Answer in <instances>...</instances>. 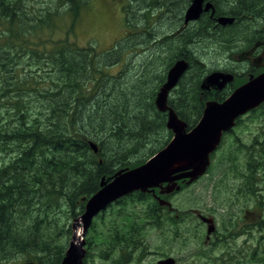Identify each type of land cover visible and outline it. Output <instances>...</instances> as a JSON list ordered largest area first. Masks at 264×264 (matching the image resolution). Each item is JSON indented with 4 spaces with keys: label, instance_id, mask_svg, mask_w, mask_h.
<instances>
[{
    "label": "trees",
    "instance_id": "obj_1",
    "mask_svg": "<svg viewBox=\"0 0 264 264\" xmlns=\"http://www.w3.org/2000/svg\"><path fill=\"white\" fill-rule=\"evenodd\" d=\"M50 1L55 3L35 12L31 4L26 5L28 0H0V264H60L71 239L72 222L84 211V199L99 189L101 178L143 163L169 142L172 132L166 126L167 111L156 107L155 98L178 59H185L188 67L170 90L167 104L187 129L197 123L206 101L224 100L245 81L233 65L234 54L242 50L241 41L228 52V69L209 67L196 43L220 40L230 44L244 36L248 48L264 39V0H231L230 6L228 0H210L213 16L204 12L187 24L182 16L191 0H124L123 34L108 49L98 50L92 44L78 45L69 37L89 0ZM62 11L73 19L64 38L40 39L41 31L49 28V22L51 27L53 17ZM218 15L233 16L234 21L222 26L214 19ZM152 58L156 60L153 78L146 84L147 69L140 62L153 64ZM117 64L119 69L110 72ZM250 66L252 74L264 70ZM133 69L130 74H138L126 88L125 80ZM214 69L235 74V80L221 90L202 89L203 78ZM139 79L145 85L149 119L136 124L135 116L133 128L139 130L132 131L124 120L128 110L134 109L126 107L113 132L101 139L104 129L100 127L99 134V129L88 125L87 114L94 109V115L102 113V107H107L102 105L117 102L123 95L121 102H130L127 96L139 91ZM139 96L144 98L145 93ZM249 112H258L263 136L264 102L245 114ZM243 115L236 118L233 129ZM127 127L130 130H124ZM233 129L223 133L202 175L216 166L213 158L223 137ZM111 138L115 140L110 154ZM263 138H255L249 146L247 184L251 186L264 170ZM234 156L227 152L221 165L228 169V159L233 161ZM202 175L192 181L177 180L179 188L169 192L136 190L115 200L94 216L83 264H106L111 258L113 264L128 261L135 250L143 248L140 232L183 218L184 210L173 206L169 197ZM128 200L148 203L129 212L123 208ZM91 244L103 248L91 252ZM113 247L119 255L110 257Z\"/></svg>",
    "mask_w": 264,
    "mask_h": 264
},
{
    "label": "rangeland",
    "instance_id": "obj_2",
    "mask_svg": "<svg viewBox=\"0 0 264 264\" xmlns=\"http://www.w3.org/2000/svg\"><path fill=\"white\" fill-rule=\"evenodd\" d=\"M123 2L124 0H89L88 4L84 8H81L80 15L74 21V28L69 36L71 37L70 39H73L78 45L86 46L92 44L98 50L108 49L123 34V14L121 10ZM27 3L28 8L29 4H31L30 10L36 12L42 7L46 8L47 4L53 5L55 2L50 0H28ZM228 3L226 5H232L231 0H228ZM53 18L52 26L50 27L49 22V28L44 29L38 35L40 39L46 40L47 42L50 39L64 38L66 30L70 27L73 20L72 16L66 11L60 12L57 17L54 16ZM2 28L3 26H0V29ZM31 39L36 40L33 36ZM243 40H246L244 36H241L240 39L230 44L220 42V40H216L213 44L208 43V45L206 43L204 45L196 43L195 48L198 49L202 60L209 67L228 69L231 66V59L228 52L240 41L242 49L245 48L247 45H244L246 43ZM152 59L154 60V58ZM152 62L153 64H150L149 61L146 63L145 60L140 62V65L143 63V68L147 69L145 78H143L146 84L150 82L152 69L155 67L156 60ZM262 63L264 64V60ZM233 65L234 69H238V71L247 68L246 63H234ZM119 67V64L112 68L109 67V71L115 72ZM247 70L249 71H239L242 75L244 74L242 77L245 81L252 73L250 70L253 69L249 65ZM130 73H134V69L129 71L128 75ZM137 74L138 72L134 76L130 74L126 78V88L132 84V77L135 78ZM143 79H139V84L137 85V90L139 91L133 90L131 94H128L127 97L130 99V102L123 104L121 102L124 98L123 95V97L118 98L119 101L117 102L109 100L102 105L107 106L105 108L102 107V113L94 115V111L96 110L94 109L87 114L86 123L88 125L90 123L96 129L100 127V129H104L102 130L103 134L100 136L101 139H104L102 137L108 138L109 132H113L114 126L120 123L123 117L121 116L122 110H125L126 107H132L134 109L131 111L128 110L126 114L127 121L124 120L129 126H132V131L139 130L138 128H133L135 116L138 119L136 124L141 123L142 120L149 119L150 114L146 107V89H143L145 85L141 82ZM138 92L145 93V97L142 98L139 96ZM34 104L36 105L37 103L35 102ZM257 113L249 112L248 115L244 114L241 123L231 133L223 137L222 144L213 158L216 166L214 165L195 183L169 197L173 206L184 210L183 218L175 223L168 222L167 220L161 227H152L150 230L147 227L144 232H140L143 248L141 251L135 250L132 253L133 256L121 264H150L167 256L176 258L180 264H219L220 261L217 258L222 254L220 253L221 250L223 252L226 248L224 247L223 241L220 243L217 242V238L223 234H228V232H237V235L232 240L237 249L243 253L246 250H249V252L255 250L249 257V264H264V170L257 173V179L254 181L255 184L253 186L247 184V182L249 183V170L247 165L249 160L248 153L250 152L249 146L255 138L261 139V137H264V135H261L263 122L257 117ZM97 123L100 125H97ZM100 129L98 130L99 134ZM124 130H130V128L127 127ZM114 140V138H111L107 145L110 148V154L113 151ZM255 146L257 148L259 147V145ZM227 152L228 154L235 155L233 161L228 159V169L221 165V162L225 160ZM249 187L253 188V191L251 189V192H249ZM147 203L128 200L123 208L132 212L133 209L135 210ZM198 212L213 215L216 232H220L217 234L215 241L209 246L203 242L206 226L196 216ZM242 226L243 229L241 230ZM244 227H247V234L242 233L245 232ZM176 228L177 232H174ZM100 232L104 231L101 230ZM86 235L85 239L87 237ZM234 245L232 248H234ZM91 247V252H96V250L100 252L103 248L99 245L92 246V244ZM219 253L220 255L218 256ZM109 254L110 257L113 255L115 257V255H119V251L113 247ZM207 254H210L212 257L210 261L205 257ZM223 256H226L224 252ZM234 256L229 264H246L248 261L244 258ZM95 262L97 263L99 260ZM106 264H113L112 258L110 261L107 260Z\"/></svg>",
    "mask_w": 264,
    "mask_h": 264
},
{
    "label": "water",
    "instance_id": "obj_3",
    "mask_svg": "<svg viewBox=\"0 0 264 264\" xmlns=\"http://www.w3.org/2000/svg\"><path fill=\"white\" fill-rule=\"evenodd\" d=\"M210 0H191L183 18L184 24L197 20L203 12L214 14ZM216 23L225 26L234 21L233 16H215ZM264 39L257 40L250 49L234 55L238 61L247 59ZM262 56L251 59L255 67L264 66ZM185 59H178L168 70L166 81L160 87L155 104L160 111H167L166 126L171 130L169 142L143 163L118 170L111 178H101L99 189L90 197L85 198L84 211L72 222V235L60 264H83L86 254V232L100 211L118 198L133 191H147L159 188L160 192L178 189L177 180L192 181L202 175L210 163V153L219 145L225 131L231 129L237 117L245 114L264 102V70L237 86L224 100H208L205 102L201 117L190 129L180 120L174 110L167 104L170 90L176 86L180 77L187 70ZM234 80L231 72L213 70L201 82L205 90L222 89ZM96 152V145L91 142ZM201 221L207 223L206 232H212L215 224L212 217L198 213ZM155 264H175L172 257L157 260Z\"/></svg>",
    "mask_w": 264,
    "mask_h": 264
},
{
    "label": "flooded vegetation",
    "instance_id": "obj_4",
    "mask_svg": "<svg viewBox=\"0 0 264 264\" xmlns=\"http://www.w3.org/2000/svg\"><path fill=\"white\" fill-rule=\"evenodd\" d=\"M183 15H184V12H183ZM182 19H183V16H182ZM251 48V46H249L248 48H244L243 50H248V49H250ZM242 50V51H243ZM263 51V49H262V45H259L258 47H256V49L251 53V55H250V57H248L247 59H245V60H243V61H234V63L235 64H241V63H246V65H247V68L249 67V65L251 64V65H253L252 64V62H251V59L252 58H255V57H257V56H262V60H264V52H262ZM249 62H250V64H249ZM247 68L246 69H241V70H239V71H241V72H244V71H247ZM237 71H238V69H237ZM212 90H218V89H212ZM219 90H221V89H219ZM234 127V126H233ZM233 127L231 128V129H233ZM230 130V129H229ZM226 132V131H225ZM198 213H201V212H198ZM198 213H197V217H198ZM202 215H204L205 217H212L213 218V215H210V214H203V213H201ZM199 220H200V218H198ZM201 221V220H200ZM213 221H214V224H215V220H214V218H213ZM202 222V224H204L205 226H206V229H207V223H205V222H203V221H201ZM243 229V226H242V228H241V230ZM246 229H247V227H244V231L245 232H242V233H245V234H247L248 232H246ZM218 233H220V232H216V225H215V229L212 231V232H205V235H204V244L205 245H207V246H209V245H211V243L212 242H214L215 241V238L217 237V234ZM237 235V232H228V234H223L222 236H219L217 239H218V243H220V242H224V247L226 248L223 252H224V254L226 255L225 257L223 256V252H222V250H221V252L220 253H222L221 255H220V253L218 254V256L220 255V257L219 258H217V260L218 261H220V263L219 264H229V262H230V260L232 259V257L235 255L236 257H238V258H244V259H246V260H248L247 262H246V264H249V257L255 252V250H251L250 252H249V250H246L244 253L241 251V250H239V249H237L236 248V246L233 244V238L235 237ZM213 240V241H212ZM231 244H232V246H231ZM215 245V244H214ZM233 245H234V248H232L233 247ZM212 247V246H211ZM248 248H249V246H248ZM223 256V257H222ZM234 256V257H235ZM167 257H172V256H167ZM206 259L208 260V261H210L211 259H212V257H211V255L210 254H207L206 256ZM164 258H166V257H164ZM174 260H175V264H180L178 261H177V259L176 258H174V257H172ZM263 258H264V255H263ZM160 259H163V258H160ZM159 260V259H158ZM156 262H157V260H156ZM155 262V263H156ZM155 263H150V264H155Z\"/></svg>",
    "mask_w": 264,
    "mask_h": 264
},
{
    "label": "bare ground",
    "instance_id": "obj_5",
    "mask_svg": "<svg viewBox=\"0 0 264 264\" xmlns=\"http://www.w3.org/2000/svg\"><path fill=\"white\" fill-rule=\"evenodd\" d=\"M189 6H190V3H189V5L187 6V8H188ZM187 8H186V9H187ZM186 9H185V11H186ZM185 11H184V15H185ZM184 15H183V18H184ZM198 19H199V18H198ZM198 19H197V20H198ZM194 21H196V20H194Z\"/></svg>",
    "mask_w": 264,
    "mask_h": 264
}]
</instances>
